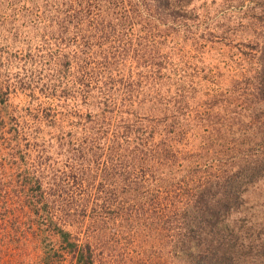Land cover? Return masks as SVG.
<instances>
[{"label":"rangeland","instance_id":"374dc122","mask_svg":"<svg viewBox=\"0 0 264 264\" xmlns=\"http://www.w3.org/2000/svg\"><path fill=\"white\" fill-rule=\"evenodd\" d=\"M156 8L0 0V264L215 258L179 241L210 180L264 163V0ZM261 172L218 225L238 238L222 264H264ZM27 173L50 222L16 201Z\"/></svg>","mask_w":264,"mask_h":264},{"label":"trees","instance_id":"16d2710c","mask_svg":"<svg viewBox=\"0 0 264 264\" xmlns=\"http://www.w3.org/2000/svg\"><path fill=\"white\" fill-rule=\"evenodd\" d=\"M157 2L158 9H166L171 4V0H155ZM156 6V4H155ZM171 14V13H170ZM3 97V96H2ZM264 169V163L260 160L253 163H244L237 170L233 172L231 169L223 175H219L217 179L210 180L203 188L201 197L195 200L194 207L198 213L201 215V219L208 220L209 224L202 225L199 219L194 227L193 223H189L186 228L185 236L179 241V244L183 246L184 251L187 254H192L194 256H199V260L206 257L215 256L213 260H210L209 264H222L227 253L232 252L236 245L235 233L233 231L222 232L220 225L227 217L230 212L231 206L237 202L238 192L243 187V183H249L254 180V178L262 173ZM28 172V171H27ZM24 179V187L27 188V193L25 196L20 195L19 201L23 207L29 209L30 222L32 224L38 223V220H45L50 222L49 218V206L46 196V192H41L43 190L42 176L40 175H30L27 173L22 176ZM29 189L31 190L29 192ZM185 210V209H184ZM187 212V213H186ZM184 218L196 219L193 212L185 210ZM54 225H58L57 222H52ZM209 228V231H208ZM64 238L67 239L68 233L62 230ZM210 235V238H208ZM215 241H217L215 243ZM70 246L72 243L68 242ZM90 246L88 247V249ZM83 252L77 253L79 260L83 262L86 258L85 250ZM198 254H197V252ZM196 252V253H195ZM221 253V255H220ZM223 256L221 259L219 257ZM85 257V258H84ZM228 258V256L226 257Z\"/></svg>","mask_w":264,"mask_h":264}]
</instances>
